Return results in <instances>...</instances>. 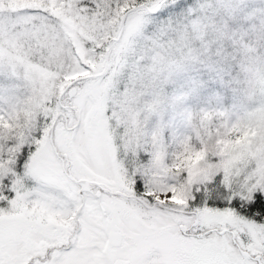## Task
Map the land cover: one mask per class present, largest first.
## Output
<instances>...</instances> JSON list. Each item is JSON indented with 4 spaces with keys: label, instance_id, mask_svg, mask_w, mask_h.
<instances>
[{
    "label": "snow or ice",
    "instance_id": "obj_1",
    "mask_svg": "<svg viewBox=\"0 0 264 264\" xmlns=\"http://www.w3.org/2000/svg\"><path fill=\"white\" fill-rule=\"evenodd\" d=\"M8 2L24 6L5 17L0 0V76L24 92L0 105V264H264V111L230 126L236 144L218 142L236 156L207 151L225 112L198 113L196 142L171 157L146 125L219 100L241 74L264 96V11L249 0ZM133 39L148 90L132 106L118 88L98 116L95 97ZM189 155L203 157L199 174Z\"/></svg>",
    "mask_w": 264,
    "mask_h": 264
},
{
    "label": "rangeland",
    "instance_id": "obj_2",
    "mask_svg": "<svg viewBox=\"0 0 264 264\" xmlns=\"http://www.w3.org/2000/svg\"><path fill=\"white\" fill-rule=\"evenodd\" d=\"M199 2L200 0H192L193 4ZM249 3L257 11H264V0H249ZM22 6L24 5L9 3L8 0H5L3 15L5 17L14 15L15 13L12 10ZM180 23V21H177V24ZM143 51V49L139 48V42L135 39L127 43L123 53V60L126 63L122 64L116 76L110 78V83L102 88L95 97L94 108L98 116L102 115L104 103L113 98V93L118 88L124 87L129 89L128 96L126 98L121 97V99H127L131 102L132 106L135 105L137 100L141 99V90H148L144 87L143 78L140 70L137 68V64L140 61V53ZM256 59H264V51L258 49ZM162 87L166 90L167 85H163ZM5 89L9 91H5ZM23 92L22 81L9 80L4 76H0V105L7 107L3 102L10 93L22 96ZM218 95L220 97L219 100L214 95L203 99L201 103L196 105H188L176 110L169 108L163 110L160 115L146 117V125H150V130L159 131L161 144L167 151L169 157L178 150L180 141L185 137L192 136L193 142H196L192 124L198 122L196 119L197 114L202 111L225 112L228 114L225 122L217 119L213 124L212 134L216 136V140L207 145V151L214 152L217 147H220L226 152H231L233 156L239 153V148L233 150L231 145H224L218 142L231 140L233 145L236 144L238 134L231 131L230 126L232 124L247 126L251 119L260 115L264 111V107L261 105V103H264V96L261 95L259 83L255 79L247 80L243 74L234 82L232 87H229L224 92H220ZM189 114L193 117L191 123L188 118ZM202 159L203 157L199 155H189L185 160V167L199 174L198 165ZM247 159L248 157H244L241 162L246 163ZM172 191V201L176 204H183V188H174ZM205 222L214 224L217 222V218L214 215H207L205 216Z\"/></svg>",
    "mask_w": 264,
    "mask_h": 264
}]
</instances>
